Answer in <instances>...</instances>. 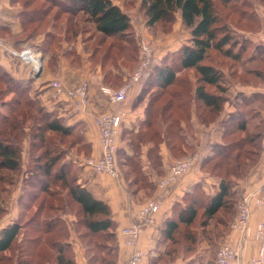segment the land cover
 <instances>
[{
    "label": "trees",
    "instance_id": "obj_1",
    "mask_svg": "<svg viewBox=\"0 0 264 264\" xmlns=\"http://www.w3.org/2000/svg\"><path fill=\"white\" fill-rule=\"evenodd\" d=\"M38 1L23 0V25L29 34L35 36L55 29L52 44L61 45L64 40L76 41L82 33L92 52V67L100 66L102 70L103 86L119 89L125 84L131 71L128 64H139V60L135 59L137 45L131 18L121 6L113 0H42L50 7L38 6ZM139 5L150 27L172 24L176 14H180L184 29L190 32L191 43L179 49L177 61L165 57V64L153 63L141 81L139 100H149L148 122L131 140L134 155H124L125 163L137 176L143 174L138 164V148L145 141L148 128L153 125L161 128L173 155L185 158L195 154L188 143V137L193 135V100L196 105L201 103L196 108L200 121L209 125L222 117L228 101L225 96L228 78L243 85L264 86V47L243 37L239 39L233 28L248 31L249 23H257L253 13L242 11V8L251 9L249 3L242 0H140ZM219 5L230 12L220 11ZM127 6H133V2ZM90 25L94 29L87 27ZM212 51L223 54L227 62L223 61L219 67L212 60ZM224 67L228 70L222 69ZM228 71L229 77L226 76ZM188 72L196 76L193 90L188 76L185 77ZM32 83V80L12 78L0 66V86H3L0 95L12 96L2 105L8 109L0 111V182L5 180L2 172L16 173L21 169L20 138L27 124L39 144L45 143L47 156L44 163L36 158L41 175L33 177L34 184H40L44 198L35 206L40 195L22 197L19 218L0 230V264H77L70 242L71 230L62 216L70 211L58 205L64 201L61 199L63 190L82 215L80 221L75 222V229L88 263L116 264L118 243L110 206L78 183L75 166L65 161L59 163L63 153L55 154L52 150L59 143L63 145L64 138H76L68 148L75 144L86 146L83 128L67 126L56 112L48 111L37 95L32 94ZM238 100V112L221 121V142L212 144L209 155L200 164L202 172L220 181L216 194L208 195L201 184L195 185L181 203L174 205L171 217L161 226V242L169 243L160 257L168 264L194 252L196 255L190 257L195 259L188 264L205 263V258L199 255L200 246L207 242L215 247L225 237L228 223L241 201L235 190L237 183L245 180L259 162L264 138V94H240ZM58 137H62L61 140L57 141ZM156 157L155 154L153 158ZM56 212L60 215H52ZM78 226L85 230L78 232ZM15 250L16 255L12 256ZM215 254L217 256V251ZM211 256L208 264H213Z\"/></svg>",
    "mask_w": 264,
    "mask_h": 264
},
{
    "label": "crops",
    "instance_id": "obj_2",
    "mask_svg": "<svg viewBox=\"0 0 264 264\" xmlns=\"http://www.w3.org/2000/svg\"><path fill=\"white\" fill-rule=\"evenodd\" d=\"M24 14L23 0H0V39L5 42V46L0 47V66L16 80H32V94L37 95L48 111L56 112L59 117H62L67 126L80 125L83 128L85 144L91 149V156L89 157H100L102 148L99 143L96 117L103 112L110 111L112 106L107 97L101 93L100 88L103 86L104 76L100 66L92 67L90 60L92 52L88 46L89 42L83 40L81 33L76 41L64 40L61 45L52 44V39L57 33L55 29L33 36L23 25ZM181 20L180 18V22ZM185 32L187 31L181 32L180 40L176 42V45L179 46L176 50L187 45L188 41L191 40ZM12 50L17 52L31 50L33 59L28 63L22 61L20 58L11 55ZM40 66H42V71L37 75L36 72ZM84 80L89 81L91 85L90 104L84 111L75 112L72 99L66 93L60 97L54 96V90L51 88L53 82H59L68 91ZM233 85L234 89L246 96L255 93L264 94V86L243 85L240 82H234ZM141 88L140 86L132 90L128 101L123 105L127 110V117L118 137V156L122 161L119 163L120 177L115 179L106 174L97 175L93 171L85 169L83 176L85 179L81 183L82 186L91 190L97 198L106 201L110 206L118 243L116 264H130L133 252L130 247L126 246L124 237L120 233L121 229L129 227L135 221H140L139 212L142 205L156 194L157 182L168 173L171 165L178 159L171 152V145L167 142L165 134L160 131L161 128L153 125L147 129L145 141L140 143L138 148L140 151L138 164L143 174L137 176L132 172L131 166L125 163L124 155H134L131 148L132 138L144 130L145 124L148 122L149 100H139ZM199 105H201L200 102L196 105V101L193 100V114L191 116L193 135L188 137V143L192 147V151L200 155L202 162L209 155L212 144L221 142L223 134L221 121L228 118L227 114L233 112L234 108L226 104L220 120L207 125L200 121L199 115L196 113V108ZM181 125L182 127L185 126L184 123ZM155 154L157 157L153 158ZM137 182L141 183L136 184ZM198 184L202 185L203 190L208 195L216 194L219 188V180L202 172L200 168L182 177L170 190L166 206L157 215L158 225L155 228L144 227V233L137 244V249L145 254L141 264H168L165 258L160 257L164 252V243L161 242V226L166 219L171 217L174 205L181 203L184 196ZM263 186L264 138L259 162L250 170L245 180L237 183L235 190L241 200ZM249 206L250 221L245 235L240 237L231 228L237 213L236 209L233 219H230L228 223V232L219 241L220 245L231 244L239 249L240 264H251V261L258 257L263 250L262 244L257 240L256 232L264 218V211L258 207L253 199L249 200ZM19 214L20 212L16 213V220L19 218ZM71 222L69 226L71 230L70 242L73 244L75 261L77 264H89L88 258L85 257L84 245L75 229L76 221L72 219ZM199 254L205 258V264H208L211 250L207 242L202 243ZM212 258L213 264H216V254ZM193 259L195 257L181 256L169 264H188Z\"/></svg>",
    "mask_w": 264,
    "mask_h": 264
},
{
    "label": "built area",
    "instance_id": "obj_3",
    "mask_svg": "<svg viewBox=\"0 0 264 264\" xmlns=\"http://www.w3.org/2000/svg\"><path fill=\"white\" fill-rule=\"evenodd\" d=\"M258 41L264 45V30L258 35ZM4 46L5 42L0 39V47ZM139 46V64L134 73L127 78L125 84L119 89L108 86H101L100 88L101 93L107 97L112 107L110 111L103 112L96 117L102 154L100 157H89L84 164L86 169L97 175L106 174L115 179L120 177L118 137L127 117V110L123 105L128 101L130 92L141 86L142 79L152 68L155 60V48L152 41L146 37H141ZM11 55L27 63L33 59L31 50L23 52L12 50ZM51 88L54 90L55 97H60L66 93L72 99L75 112L84 111L90 104L91 85L89 81H81L76 87L68 91L59 82L55 81L51 84ZM200 163L201 157L197 153L175 160L168 173L157 182L156 194L142 205L139 212L140 221H135L129 227L121 229L120 233L124 237L126 246L133 250L130 264H141L145 257V254L137 249V244L144 233V227L155 228L158 225L157 215L166 206L170 190L186 174L197 171L200 168ZM250 199H253L258 207L264 211V186L242 198L237 205V213L231 228L240 237L241 235L244 236L249 228ZM256 237L262 244L263 250H261L258 257L251 261V264H264V218L258 226ZM216 264H240L239 249L231 244L219 245Z\"/></svg>",
    "mask_w": 264,
    "mask_h": 264
},
{
    "label": "rangeland",
    "instance_id": "obj_4",
    "mask_svg": "<svg viewBox=\"0 0 264 264\" xmlns=\"http://www.w3.org/2000/svg\"><path fill=\"white\" fill-rule=\"evenodd\" d=\"M242 1L249 3L251 6L250 10H248L247 8H242V11L244 10L247 13H253V15L257 18V23L254 21L252 23H249L248 31H245L244 29H240V28L238 29L236 27H233V28L237 30L236 33L238 34L239 39H242L243 37V38L248 39L249 41H252L255 44H258L264 47V45L258 41V35L264 30V1L263 0H242ZM113 2L121 6L122 10L128 13V15L131 18L132 29L134 31V36L136 38V45H137V50L135 52L136 61L139 60V47H140L139 40L141 37H146L148 40L153 42V45L155 48L154 64L158 62L160 63L164 62L165 64V57H168V59L170 60L173 59V61H177L176 55L179 49H181V47L178 50H176L179 47L176 45V42L180 40L179 36H181L182 35L181 32L185 30L182 24V20L180 22V18H181L180 14H176V18L172 24L162 23L154 27H150V26H147L146 18L144 17L139 7L140 0H113ZM129 2H133V6H127ZM36 5L38 6L44 5L46 7H50V4L46 2L44 4L42 0H39ZM219 6H220V11L224 12L225 14H228L230 12L229 9L221 7V5ZM232 17H234V15H232ZM243 23H246V22H243ZM87 27L90 29H94L93 25H90ZM185 33H187L186 35L190 37L191 39L190 32H185ZM85 37L86 35L84 36V38ZM190 43H191V40L188 41V44ZM211 55H212L213 62H215L219 67H221V64L223 61H225V63L227 62V60L224 59L223 54H218L217 52L212 51ZM128 65H129L128 66L129 68L128 67L127 68L131 70L129 71V74L132 75L134 73L132 72L133 69L136 67V65L138 66V64L130 63ZM222 69L228 70L225 67ZM185 74H183L182 77H184ZM228 74H229V71L226 73L227 77H229ZM187 76H188V79L190 80V83L192 84L191 88L193 90L194 89L193 83L196 86V81H197L196 76L194 72H190V73L188 72V74L185 77ZM228 80H229L228 85L226 84L228 90L225 94L226 99L228 100L226 104L234 108L233 112H231L230 114H227L230 117L231 115H234L238 112V109H239L237 105V103H239L238 95L243 94V93L238 92L237 89H234V85H233L234 82L231 81L230 78H228ZM2 89H3V86H0V91ZM32 93H33V90H32ZM11 97H12L11 95L9 96L0 95V111L2 113L5 112L6 109H8L7 107L6 108L2 107L3 103L10 101ZM27 125H26L25 134L20 138V143H21L20 147L22 150L21 169L17 171L16 173H8L6 171L1 173L2 177H5V180L3 182H0V229L11 224L10 222L16 220L15 219L16 213H19L23 209L21 206L22 197L27 198L30 195L31 196H34L35 194L40 195V199L34 202L35 206H38L40 204V201L44 198V195L43 194L41 195V192L39 190L40 184L39 186L34 184L35 180L33 179V177L37 174L41 175L40 174L41 172L37 168L36 158L42 159L41 161H39V163L45 162L44 159L47 157L45 155L46 145L45 143L39 144L38 138L32 135L33 133L31 132V130H29V126ZM61 138L58 137L57 141L61 140ZM72 139H76V138H64L65 143L63 145L59 143L58 146L57 147L54 146L52 150H54L55 154L63 153L62 154L63 159L59 163H62L65 161L75 166V168L77 169V171H75L76 173L75 175H77L79 178L78 183H83L85 179V178L83 179L84 171L86 169L84 164H85V161L89 158V156H91V149L88 145L82 146V145H76V144L73 147L68 148L69 144L72 142ZM121 162L122 161L120 159V156H118V167H119V163ZM119 171H120V168H119ZM61 195H62L61 199H64V201L61 203H58V205L66 208L65 211L69 209L68 211H70V213L65 212V214L62 216L64 219L67 220L68 225L70 226V224L72 223L71 222L72 219H74V221H80L82 215L78 211V207H76V205L71 203V201L69 200L70 198L68 197V193H66V191L63 190ZM65 202L68 205H65L66 204ZM2 211H5V212L7 211V212L2 213ZM52 215L59 216L60 213L56 212V214H52ZM77 230L78 232H82L85 229L83 227L78 226ZM167 243L169 242H166L164 244V251L167 248V245H168ZM219 245L220 243H218V245H216L215 247H212L210 245L211 254L209 255V258L212 254H215L216 251H218ZM16 251L17 250L13 251L12 256L16 255ZM194 254L195 252L192 253L190 256ZM212 257L213 256H211V258Z\"/></svg>",
    "mask_w": 264,
    "mask_h": 264
},
{
    "label": "water",
    "instance_id": "obj_5",
    "mask_svg": "<svg viewBox=\"0 0 264 264\" xmlns=\"http://www.w3.org/2000/svg\"><path fill=\"white\" fill-rule=\"evenodd\" d=\"M42 71V66L39 67V69L37 70L36 74H40V72Z\"/></svg>",
    "mask_w": 264,
    "mask_h": 264
}]
</instances>
